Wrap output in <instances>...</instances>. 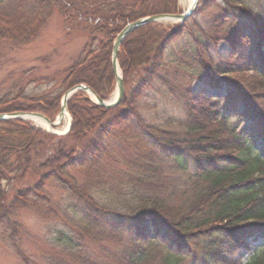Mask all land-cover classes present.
Returning a JSON list of instances; mask_svg holds the SVG:
<instances>
[{
    "label": "trees",
    "instance_id": "16d2710c",
    "mask_svg": "<svg viewBox=\"0 0 264 264\" xmlns=\"http://www.w3.org/2000/svg\"><path fill=\"white\" fill-rule=\"evenodd\" d=\"M207 7L209 31L196 30L193 18L185 25L154 23L135 30L123 42L119 65L125 85L149 66L139 88L114 109L95 105L83 92L74 95L68 104L74 123L67 136L21 120L0 122V227L9 229L15 246L21 225L13 219L31 211L64 223L52 232V264H264V248L248 262L239 256L264 241V149L263 157L255 153L258 141L264 147V91L253 93L230 77L248 72L264 87V0H210ZM55 11L67 23L86 25L98 43L69 68L61 88L66 93L85 84L106 100L115 88L112 49L121 30L179 8L178 0H0V45L32 43ZM189 36L195 41L192 48L174 56L176 70L166 79L162 72L168 70L169 47ZM221 42L230 53L215 61ZM196 81L225 95L193 94ZM172 82V88L183 85V97L190 95L188 120L180 131L154 127L140 111L149 91ZM65 93L4 98L0 114L38 112L54 120ZM235 117L250 126H233ZM111 140L137 156H126L129 168L116 187L122 192L118 200H104L96 192L102 181L81 184L71 174L99 168ZM164 162L190 173L181 203L166 195L172 182L178 186L177 179L163 173ZM53 192L67 200L61 203ZM143 243H157L160 250Z\"/></svg>",
    "mask_w": 264,
    "mask_h": 264
},
{
    "label": "rangeland",
    "instance_id": "374dc122",
    "mask_svg": "<svg viewBox=\"0 0 264 264\" xmlns=\"http://www.w3.org/2000/svg\"><path fill=\"white\" fill-rule=\"evenodd\" d=\"M130 1L127 0L128 3ZM209 1L199 0L198 9L191 17L194 20L192 25H197L195 27L196 30H198L199 26L209 31L210 18L205 14L206 11L210 10L207 7ZM178 8L179 14L185 13L188 10L187 2L178 0ZM160 24L174 26L178 23L166 21ZM87 28L84 24L65 22L61 15L55 11L54 16L48 21L40 37L32 43L23 45L12 44V46L7 44L0 45V101L4 100V98L10 100L15 99V97L20 95L42 97L48 94L58 95L65 93L61 88V84L69 68L79 63L85 57L84 55L88 54L89 50L98 46V43L94 44L92 42V37L88 33ZM191 37L179 39L174 45L169 47L164 60L168 70L165 73L162 72L163 77L166 79L168 76H173V72L176 70L177 66L171 63L174 56L184 51H190L192 48L195 41ZM101 38L102 36H100ZM229 53L230 50L227 45L221 42L218 51L213 53L214 60L218 61V55H226ZM228 57L226 56V58ZM148 68L149 66H145V68L134 75V78L129 84L125 85V94L139 88V84L145 78ZM248 74L250 73L244 72L243 74L232 75L230 77L235 78L241 84L247 85L253 93H261L260 91H264V87H260L253 77H248ZM169 84L171 87L168 86L166 89L159 87L157 90L149 91L145 96L146 98L140 103V111L143 119L148 124L154 127H167L170 125L173 129L180 131V129H183L181 126L188 120L186 101L190 95H187L186 98L183 97V94L186 92L183 85H181V88L176 86L173 89V82ZM114 87L113 92L106 99L107 102H112L117 95L118 87L116 79ZM202 87V84L196 81L192 83L190 90L193 94L202 93L209 99H219L225 95L223 90ZM80 92H83L85 98H88V100L97 105V100L92 98V94L84 91ZM260 99L263 100L262 108H264V94ZM60 106H62V101ZM68 115L70 120H64L62 127L66 125L70 127L71 124L73 126L74 122L70 111ZM26 123L31 122L27 121ZM231 123L233 126H239L241 130L250 126L248 121L240 122L236 117L232 119ZM32 125L35 128H40L34 124ZM40 129L45 132L50 131L43 128ZM49 133L52 132L50 131ZM55 135L60 137L67 136L68 134L65 135V133L61 132ZM109 142L108 150L98 162L99 168L96 166L97 168L89 167L83 170H73L71 174L77 177L81 184L87 179L91 182L102 181L101 186H95L96 192H100L104 200L110 198H116L118 200L122 198V192L121 188L117 189L116 187L119 182H122L124 176L122 173L127 169L125 167H128L126 156L130 158L137 156L134 151L128 150L127 145L125 147L121 142L116 140ZM255 147V153L258 154L261 152V157H263L262 150L264 147L262 142L258 141ZM162 166L160 167L163 173L177 179L175 182L178 186V189H175L172 187L174 186L172 182L170 188L167 189L166 195L175 204L181 203L185 196L182 192L185 190V184H187L186 182L190 173L186 174L183 171L181 172L172 164L168 165L165 162ZM53 193L55 199L61 200V203L67 200L64 194ZM97 197L99 198V194H97ZM13 221L21 225L17 246L11 242L12 234L9 233V229L0 227V264H25L23 257L19 256V253H22L25 258L29 259L30 264H52L53 252L51 250V241L55 236L52 232L55 228L62 229L64 223L59 220L46 221L31 211H20ZM109 246L115 247L116 245L111 243ZM143 246L151 249L153 252H159L160 250V245L157 243H143ZM250 246V251L243 250L239 254L240 257H243L242 262H248L254 255L260 254L264 248V241L252 243ZM91 247L94 248L93 246ZM234 258L238 260L237 257Z\"/></svg>",
    "mask_w": 264,
    "mask_h": 264
},
{
    "label": "water",
    "instance_id": "95a60500",
    "mask_svg": "<svg viewBox=\"0 0 264 264\" xmlns=\"http://www.w3.org/2000/svg\"><path fill=\"white\" fill-rule=\"evenodd\" d=\"M199 0H195L190 5V8L186 11V13L183 14H164V15H153L152 17L143 18L141 20H137L135 22H132V24H129L127 27H125L121 34L117 36L116 40L114 41L113 49H112V63L111 66H113V74L116 77L118 92L116 99L113 100V102H107L104 99H101L92 88H89L86 85L80 84L79 86H75L69 89L67 93L64 94L62 98V107L60 109V114L57 117L55 121H52L50 118H47L41 113H30V112H15V113H4L0 114V122L10 121V120H21L27 122V119L29 117L34 118H40L44 120L46 123L50 125V131L54 134L56 129H59L63 125V119L65 117L66 113H69L68 111V103L69 99L73 97L75 94L79 93L80 91L87 92L89 94H92L94 98L97 100V104L101 108L105 109H114L115 107H118L121 105V103L124 100L125 90L126 87H124V77L121 74L120 71V65H119V53L122 48L123 42L137 29L143 28L145 25L154 24V23H165L168 22H178L181 24H185L191 17L196 13L198 9ZM72 124L68 131L71 130ZM49 131V132H50Z\"/></svg>",
    "mask_w": 264,
    "mask_h": 264
},
{
    "label": "bare ground",
    "instance_id": "6f19581e",
    "mask_svg": "<svg viewBox=\"0 0 264 264\" xmlns=\"http://www.w3.org/2000/svg\"><path fill=\"white\" fill-rule=\"evenodd\" d=\"M182 2H187V8L190 7V5L193 3V0H182ZM92 98L95 99L92 95ZM115 99H116V96H115ZM113 99V100H115ZM96 100V99H95ZM113 102V101H112ZM67 119L70 120V117L69 115L66 113L65 114V117H64V120L67 121ZM28 121H30L32 124L36 125L37 127H40V128H43V129H46V130H49L50 129V125L48 123H46L44 120L40 119V118H34V117H29L27 119ZM69 126L66 125L65 127H62L60 129H57L55 132L56 133H66L67 130H68Z\"/></svg>",
    "mask_w": 264,
    "mask_h": 264
},
{
    "label": "snow or ice",
    "instance_id": "6c2138e0",
    "mask_svg": "<svg viewBox=\"0 0 264 264\" xmlns=\"http://www.w3.org/2000/svg\"><path fill=\"white\" fill-rule=\"evenodd\" d=\"M193 2H195V0H193Z\"/></svg>",
    "mask_w": 264,
    "mask_h": 264
}]
</instances>
